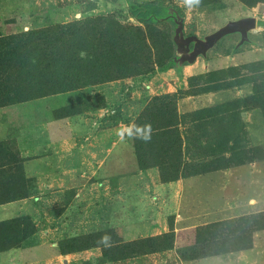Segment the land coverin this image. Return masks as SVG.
<instances>
[{"label":"rangeland","instance_id":"1","mask_svg":"<svg viewBox=\"0 0 264 264\" xmlns=\"http://www.w3.org/2000/svg\"><path fill=\"white\" fill-rule=\"evenodd\" d=\"M147 1L183 9V38L206 41L243 18L258 23L244 43L232 33L191 62L195 42L181 50L165 20L175 42L167 68L0 107V194H27L0 204V222L21 219L25 231L20 245L0 251V264H264V236L255 246L264 211L223 213L226 179L223 188L207 177L180 182L237 165L242 183L251 170L244 165L264 160V0H0V36ZM183 98L192 108L180 114ZM165 105L179 138L146 159L162 167L143 169L140 139L122 141L118 132L162 124ZM169 183L176 190L167 192ZM105 235L110 247L98 243ZM224 239L238 247L210 254Z\"/></svg>","mask_w":264,"mask_h":264},{"label":"trees","instance_id":"2","mask_svg":"<svg viewBox=\"0 0 264 264\" xmlns=\"http://www.w3.org/2000/svg\"><path fill=\"white\" fill-rule=\"evenodd\" d=\"M96 9L91 5L88 11ZM165 20L178 29L185 20L183 9L163 1L136 2L125 10L83 21L0 36V107L167 68L175 61V42L166 27L160 26ZM165 107L162 124L155 119L140 121L152 128L150 141L135 142L143 169L162 167L146 159L157 157L160 151L167 154L179 138L175 133L180 125L177 115ZM26 195L0 194V204ZM22 225L21 219L0 222V244L4 243L0 251L23 242ZM214 246L212 255L238 247H229L225 239Z\"/></svg>","mask_w":264,"mask_h":264},{"label":"crops","instance_id":"3","mask_svg":"<svg viewBox=\"0 0 264 264\" xmlns=\"http://www.w3.org/2000/svg\"><path fill=\"white\" fill-rule=\"evenodd\" d=\"M191 99L193 100V98ZM187 101H189L188 98L181 99V102L179 104L180 114L186 112L187 105L188 108H192V103ZM262 162H264V160H258L256 162H251L248 165H244L245 169L246 167H250L251 170L250 172H248V169L244 171L247 174L244 175L242 183V179L237 176V174H239V172H236L239 169L237 165H229L224 170H214L210 174H207V176L185 177L182 178L180 182L192 181V178H196L199 179V181H202V179H205L207 177V179H210L211 181H218V185L220 184L219 186H221L222 184L223 188V186L225 185L224 179H226L227 186H225L224 188L228 192V206L226 209L222 210L223 213H227L232 217H237L253 212H260L264 211V207H262L264 205V166L261 164ZM222 171L224 173L227 172L228 174L227 177H222L220 175V177L222 178L221 181L220 177L217 176L218 174H221ZM248 174L250 176H248ZM195 181L198 182L197 180ZM174 185H177V183L164 184V187L168 192L169 190H173L175 188ZM261 236H264V231L260 232V236H255V246L259 244V238Z\"/></svg>","mask_w":264,"mask_h":264},{"label":"water","instance_id":"4","mask_svg":"<svg viewBox=\"0 0 264 264\" xmlns=\"http://www.w3.org/2000/svg\"><path fill=\"white\" fill-rule=\"evenodd\" d=\"M257 19L255 17L243 18L237 21H231L226 26L219 29L217 32L208 36L206 41L201 40L196 35H191L188 38H183L181 32L183 29V24L177 30L176 43L179 45L181 50H186L187 46L195 42V52L187 57L188 60L193 62L199 55L206 54L208 50L213 48L223 37L230 35L232 33H241L242 43L249 39V30L256 28Z\"/></svg>","mask_w":264,"mask_h":264},{"label":"clouds","instance_id":"5","mask_svg":"<svg viewBox=\"0 0 264 264\" xmlns=\"http://www.w3.org/2000/svg\"><path fill=\"white\" fill-rule=\"evenodd\" d=\"M183 3L188 6L198 5L200 0H183ZM81 56L83 57L84 54L82 53ZM152 128L150 124H146L144 126H128L125 129H121L118 132L119 138L123 141L125 139H141L144 142H148L151 140ZM98 243H102L105 247L111 246V237L105 235L101 237Z\"/></svg>","mask_w":264,"mask_h":264}]
</instances>
